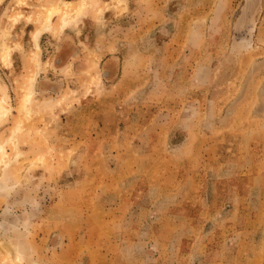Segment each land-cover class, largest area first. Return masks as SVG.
<instances>
[{"label": "rangeland", "instance_id": "374dc122", "mask_svg": "<svg viewBox=\"0 0 264 264\" xmlns=\"http://www.w3.org/2000/svg\"><path fill=\"white\" fill-rule=\"evenodd\" d=\"M0 99V264H264V0H0Z\"/></svg>", "mask_w": 264, "mask_h": 264}, {"label": "bare ground", "instance_id": "6f19581e", "mask_svg": "<svg viewBox=\"0 0 264 264\" xmlns=\"http://www.w3.org/2000/svg\"><path fill=\"white\" fill-rule=\"evenodd\" d=\"M53 13V11H51V14ZM51 16V15H50ZM50 19V17L48 18ZM36 36L39 37V32L36 33ZM33 93V92H32ZM31 93V94H32ZM30 97V94L27 95L26 99H25V102L28 101V98ZM4 101V100H3ZM7 109L4 108L3 104H2V100L0 99V119H1V116L3 115H6L7 114ZM2 172V171H1Z\"/></svg>", "mask_w": 264, "mask_h": 264}]
</instances>
